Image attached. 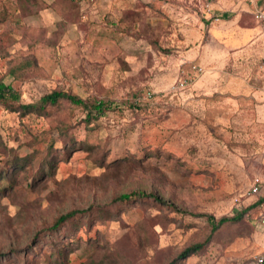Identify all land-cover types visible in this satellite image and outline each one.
I'll list each match as a JSON object with an SVG mask.
<instances>
[{"label":"rangeland","instance_id":"374dc122","mask_svg":"<svg viewBox=\"0 0 264 264\" xmlns=\"http://www.w3.org/2000/svg\"><path fill=\"white\" fill-rule=\"evenodd\" d=\"M250 2L0 0V81L12 86L18 102H35L61 88L116 106L89 125L94 151L60 157L52 179L28 189L31 177L25 178L0 198V251L18 249L0 264H21L27 257L20 249L28 243L42 257L47 242L31 239L56 215L108 208L113 195L131 189L154 190L177 210L137 202L86 223L73 237L82 243L94 237L95 250L79 247L69 264H85L92 254L102 264H164L209 232L206 214L231 216L264 195V56H239L244 46L224 54L212 32L221 23L213 19L217 13H229L228 22L236 24ZM253 12H247L250 23L258 22ZM199 53L215 55L204 74L216 69L219 76L211 79L210 91L198 76L178 89ZM71 113L64 107L50 120L20 116L0 104V159L42 130L61 147L51 127L84 115ZM77 131L83 139V124ZM126 157L135 160L119 166ZM255 177L261 187L253 194L248 189ZM260 216L264 202L223 225L181 264H255L254 256L264 251Z\"/></svg>","mask_w":264,"mask_h":264},{"label":"trees","instance_id":"16d2710c","mask_svg":"<svg viewBox=\"0 0 264 264\" xmlns=\"http://www.w3.org/2000/svg\"><path fill=\"white\" fill-rule=\"evenodd\" d=\"M19 95L10 84L0 81V104L11 111L17 112L20 116L38 115L54 118L53 114L61 111L64 107L75 109L84 113L78 122H68L70 120H57V123L51 130H56L57 137L60 140L61 147H55L56 138L46 137L50 134L45 130L39 131L31 135L29 139L24 140L16 147H11L8 154L0 159V198L8 196L16 191V187L23 182V179L30 178L31 181L26 184L28 189L40 184L41 181L52 179L55 176L58 162L61 158H67L73 151L77 149H86L92 152L97 144L87 142V138L95 132L89 129V125L94 124L96 119L104 115L108 110L114 109L112 100L97 99L94 97L84 98L75 94L68 89L56 88L42 95L37 101L29 103L18 102ZM140 103L134 106L140 107ZM133 106V105H132ZM68 111V110H67ZM79 124H83L85 131L84 138L77 139V129ZM43 142V147L37 148L35 144ZM26 147V152H19V149ZM30 148H32L30 150ZM129 158L126 157L119 162V166L125 163ZM162 204L168 205L177 210L170 202L163 199L156 191L145 189H131L112 196L108 202V208L103 205H95L87 208H73L56 215L50 224L41 227L39 232L35 233L31 242H37L42 238L47 242L46 252L42 257H37L32 251L31 243L25 248L20 249L27 258L21 261V264H69L70 254L79 251V247H93L95 250L96 239L88 237L85 242L78 241L77 237H73L78 229L82 226L92 223L95 219L104 220V218L113 217L114 214L122 210L128 209L136 203ZM264 202V195L259 197L257 201L251 205H257ZM247 206L237 211L231 216H221L215 219L213 215L206 214V220L209 225V232L204 235L201 240L191 242L177 252L169 261L164 264H181V261L193 254H199L206 245L211 241L212 236L223 225L235 223L242 219L243 214L250 209ZM201 216V214L199 215ZM39 238V239H38ZM38 239V240H37ZM37 240V241H36ZM18 249L9 248V251H0V262L11 255ZM31 255L28 257V255ZM80 256H83L80 253ZM96 257L87 256L85 264H102L95 260Z\"/></svg>","mask_w":264,"mask_h":264},{"label":"crops","instance_id":"0c3cea01","mask_svg":"<svg viewBox=\"0 0 264 264\" xmlns=\"http://www.w3.org/2000/svg\"><path fill=\"white\" fill-rule=\"evenodd\" d=\"M248 5H249L248 9L246 8L247 11H245L246 9H243L244 11H241L239 13L238 17L240 19H237L236 24L228 22L230 15L229 13L226 12H222L221 14L217 13L213 18L215 20L221 21V23L218 24V26L212 28V32L217 35L216 37L217 41L223 47H225L223 51L224 54L226 50L227 51L233 50L244 46L245 48L242 49L244 51H240V53H238L239 56H244V57L247 55L255 56L254 54L256 53L261 56H264V26L261 23L260 24L258 22L250 23L248 20H246V16L248 14L247 12L249 11L253 12L256 8H261L264 10V0H251V2ZM210 38L213 39L211 35ZM250 42L252 44L251 47L249 46ZM214 56L215 55H213V53L211 55L199 53L196 60H193V62L200 64L202 67H204V71H206L207 65L209 64L215 65ZM215 70H212L205 74L203 71L201 74L198 75L197 78V80L200 78V81H198V83L203 84L204 82L206 89H208L209 91L211 89V85H210L211 79H214V76H219L216 72L214 73ZM262 75H263L262 78H264V72L262 73ZM261 79L258 80L260 81Z\"/></svg>","mask_w":264,"mask_h":264},{"label":"built area","instance_id":"2783aa9c","mask_svg":"<svg viewBox=\"0 0 264 264\" xmlns=\"http://www.w3.org/2000/svg\"><path fill=\"white\" fill-rule=\"evenodd\" d=\"M254 18L261 22L264 26V10L261 8H256L254 10ZM188 71L185 73L183 78H180L177 82V88H183L186 86L190 81H192L195 77H197L199 74H201L204 71V67H202L200 64L196 62H188ZM148 96H150V93H147ZM260 179L258 177H255L253 179V182L251 186L248 189L249 193H257L261 187ZM257 225L264 227V216H260L257 219ZM254 262L255 264H264V251L254 256Z\"/></svg>","mask_w":264,"mask_h":264}]
</instances>
